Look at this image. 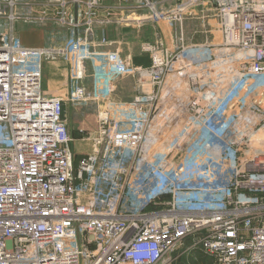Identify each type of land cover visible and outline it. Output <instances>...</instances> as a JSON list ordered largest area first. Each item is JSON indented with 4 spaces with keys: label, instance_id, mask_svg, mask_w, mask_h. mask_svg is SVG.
<instances>
[{
    "label": "built area",
    "instance_id": "1",
    "mask_svg": "<svg viewBox=\"0 0 264 264\" xmlns=\"http://www.w3.org/2000/svg\"><path fill=\"white\" fill-rule=\"evenodd\" d=\"M202 1L0 0V264H173L196 251L264 264V0H215L221 40L188 43L183 20ZM18 22L72 37L25 46ZM145 24H177L179 38L112 62L105 25ZM49 60L67 67L64 95L42 93ZM110 74L133 79L132 97L115 96ZM65 102L99 108L80 157Z\"/></svg>",
    "mask_w": 264,
    "mask_h": 264
},
{
    "label": "rangeland",
    "instance_id": "2",
    "mask_svg": "<svg viewBox=\"0 0 264 264\" xmlns=\"http://www.w3.org/2000/svg\"><path fill=\"white\" fill-rule=\"evenodd\" d=\"M141 0H127L128 4H134V2ZM176 0H151V2L155 3L158 6H167L174 7ZM215 0H203L197 6L191 8L188 14L184 17L183 20V35L185 40L188 43L201 42L205 39L210 41L218 42L221 40V30L219 24V17L217 15L215 6ZM173 5V6H172ZM206 16L202 19L203 16ZM201 17V18H200ZM45 30L46 42H44V46L48 45L50 47L65 45L69 38L72 37V33H70L69 29L66 26H61L57 23H43L39 24ZM147 25L154 26L151 24H145L140 27L132 26V25H123L122 29L112 25H105L104 29L106 31V35L109 38L117 42V45H113L107 47L112 51V55H110L111 61L115 62L119 55L127 54L128 52H137L138 46L142 41H160V42H168V41H177L179 36V28H177V24H174L171 27L170 32L163 33L159 26H155L153 29L148 28ZM116 27V28H115ZM98 28L97 31L98 32ZM154 33V35H151ZM15 34L18 35L17 24L15 23ZM97 36V33L95 34ZM146 61V56H138L135 55L133 57V62H141ZM65 63L58 60H49L44 64V70L42 72V84L41 89L42 93L45 94L47 89L53 85L55 88L58 87L60 89H64V82L67 76V67H65ZM93 72H88L86 74V84L91 86L93 84ZM51 76V77H50ZM57 76L56 78H54ZM111 75L107 76L105 79L107 81L110 80L111 83V91L115 94L116 97H124L129 98L132 97L136 90V85L132 78L130 77H120L116 76L114 79H111ZM50 77V78H49ZM51 83V84H50ZM66 87V86H65ZM58 93V92H56ZM71 111V112H70ZM71 113V115H70ZM96 105L95 104H71L67 108L66 118L69 120L71 116V120L73 119V124L75 127L71 126V130L76 131L72 128H77L82 125V121L88 122L86 118H96ZM95 125V120H94ZM82 127V126H81ZM94 127V126H93ZM90 127V128H93ZM72 147V151H73ZM74 152V151H73ZM78 158H76V162ZM210 260L201 252H191V253H182V255L177 259L176 263L173 264H209Z\"/></svg>",
    "mask_w": 264,
    "mask_h": 264
},
{
    "label": "crops",
    "instance_id": "3",
    "mask_svg": "<svg viewBox=\"0 0 264 264\" xmlns=\"http://www.w3.org/2000/svg\"><path fill=\"white\" fill-rule=\"evenodd\" d=\"M101 2L103 3L104 6H112V5L117 4V3H121V4H125V5H134V4L138 3V1H137V2H134V4H128L127 0H101ZM116 27H118V26H116ZM122 27L119 26L120 29H122ZM147 27L153 29L155 26L147 25ZM161 27H162L161 31L163 33H167V31L170 32V29L168 30L163 25H161ZM17 28H18L17 37H18L19 41L25 46L41 47V46H43L44 42H46V40H47L46 35H45V30H43V28L39 24H31L29 22H18ZM151 35H154V33H151ZM108 38H109V36H108ZM87 68H88V66H87ZM66 73H67V71H66ZM56 77L57 76H55L54 78H56ZM67 90L68 89H67V76H66V79L64 82V89H60L58 87L55 88L53 85H51L47 89V92H50V93L58 92L59 94L64 95V94H66ZM90 104H92V103H90ZM70 105L71 104L68 102H65L63 104V110H64L65 115H67V108ZM86 105H89V104H86ZM96 110L97 111L99 110V108H97V106H96ZM70 115H71V113H70ZM86 120L88 122H85V120L82 121V125H81L82 127L80 126V127H78V129L72 128V129H75L76 131L71 130V126L75 127L73 124V119L71 120V116L68 120L69 133L73 138H75V140L72 143V147L74 148L73 151L77 157H80L81 155L90 153V151L92 149L90 142H88L86 140H80L79 139L80 135H81V133H79V130L81 128L88 127V126H90V127L95 126L94 125L95 117L86 118Z\"/></svg>",
    "mask_w": 264,
    "mask_h": 264
}]
</instances>
